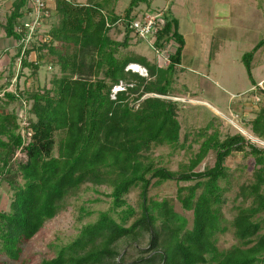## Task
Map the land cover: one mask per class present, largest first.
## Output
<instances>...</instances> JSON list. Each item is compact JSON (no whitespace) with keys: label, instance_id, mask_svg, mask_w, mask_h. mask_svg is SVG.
Listing matches in <instances>:
<instances>
[{"label":"trees","instance_id":"obj_1","mask_svg":"<svg viewBox=\"0 0 264 264\" xmlns=\"http://www.w3.org/2000/svg\"><path fill=\"white\" fill-rule=\"evenodd\" d=\"M146 1L131 0L119 16L104 12L100 2L55 0L51 17L58 15L59 24L30 43L21 66L37 71L49 62L58 66L60 75L53 76L50 87L30 90L17 85L15 91L6 92L14 76L10 71L0 88L8 101L30 103L28 112L34 116L22 119L14 111L0 109V182L12 191L9 211L0 210V252L11 260L19 259L22 246L63 210L67 198L93 183L112 188L111 207L40 264H264V148L242 134L220 139L216 131L178 170L150 157L155 147L180 144L176 102L143 97L169 94L186 40L179 20L168 10L161 14L163 22L153 42L160 50L171 47L167 66L143 56L121 55L120 49L130 45L132 10ZM27 4L28 0H14L3 26L7 37H21L16 27ZM119 21L125 28L122 41L109 35ZM263 44L264 39L242 58L252 83L251 61ZM21 48L17 47L12 63ZM33 52L35 59L29 60ZM129 64L142 65L148 76L126 70ZM121 81L127 86L113 98V88ZM260 111L251 127L264 140V101ZM246 147L259 167L253 181L240 186V205L228 220L223 211L227 187L222 182L229 180L225 163ZM211 150L216 152L214 165L196 170ZM19 151L25 159L16 158ZM167 180L195 181L177 190L182 208L192 212L191 226L170 200L149 196L153 184ZM137 188L136 208L127 195ZM228 232L237 241L220 249L219 236ZM123 244L135 247L138 256L127 259L126 251L120 250Z\"/></svg>","mask_w":264,"mask_h":264},{"label":"rangeland","instance_id":"obj_2","mask_svg":"<svg viewBox=\"0 0 264 264\" xmlns=\"http://www.w3.org/2000/svg\"><path fill=\"white\" fill-rule=\"evenodd\" d=\"M77 3L100 2L104 5V12H114L122 16L130 5L131 0H72ZM11 0L0 1V88L9 77V72H14L6 92L19 89H37L51 86L53 76H59L57 65L44 63L37 71L32 68H19L17 60L12 63L15 49L4 38V24L6 16L10 13ZM172 13L179 20V31L186 40L180 70L174 75V81L169 87V94L160 96L170 99L177 104V117L181 124L180 144L178 147L168 145L155 147L150 152V157L161 166L171 170H178L180 165L187 163L193 153L200 148L202 141L208 134L218 132L220 139L229 135L242 134L249 142L264 148V140L257 136L254 129L247 124L244 118H249L256 113L250 112L248 116L246 107L255 102V95H262L261 89L256 86V91H251L252 81L243 61V55L251 52L260 40L264 39V0H147L140 2L132 10L133 20H141L145 13L162 14L165 11ZM60 17L53 15L41 26V33L58 25ZM111 38L122 41L125 28L122 22L109 32ZM154 38L144 40L135 32L130 34V45L120 49L121 55L143 56L149 62L159 66H167L171 47L164 50L154 47ZM15 48V47H14ZM12 58V59H11ZM35 59L34 52L29 60ZM49 60V58H48ZM47 60V61H48ZM142 66V65H141ZM141 67L139 75L148 76L147 69ZM252 73L258 80L264 81V46L255 52L251 61ZM261 69V71H260ZM153 79V78H152ZM118 86L124 89L127 84L121 81ZM0 92V109L21 112V101H8ZM112 97L115 92L112 91ZM142 98V99H143ZM257 103V104H256ZM138 102L135 103L137 105ZM254 104V103H252ZM257 111L261 112L263 101L255 102ZM30 103L25 108V116L32 117L28 110ZM236 113L242 114L238 118ZM205 131H207L205 133ZM18 160L25 159L23 151L16 154ZM216 152L211 150L196 170L214 165ZM229 180L222 182L227 187V198L223 211L228 220L236 213L240 205L238 197L240 186L251 183L254 172L259 167L255 163L254 155L250 148L244 152H233L226 159ZM156 180L154 179L153 182ZM195 181L167 180L160 184H153L149 196L154 200H170L175 210L186 216L189 226L192 224V212L182 208L177 199L179 186H188ZM112 188L108 185L87 183L66 199L63 210L53 219L45 223L39 233L22 246L18 260H11L0 252V264H40L43 259L57 255L59 249L74 240L83 225L93 222L101 211L108 210L112 205L110 194ZM12 191L5 182H0V210L9 211ZM128 203L137 208L139 189L132 190L127 195ZM232 233L219 236V248L226 249L236 243ZM121 252L126 251V258L138 256L132 245L123 244Z\"/></svg>","mask_w":264,"mask_h":264},{"label":"built area","instance_id":"obj_3","mask_svg":"<svg viewBox=\"0 0 264 264\" xmlns=\"http://www.w3.org/2000/svg\"><path fill=\"white\" fill-rule=\"evenodd\" d=\"M27 8L28 10L22 17L20 24L16 27L17 32L21 34L16 45L17 47L22 45L21 53L17 58L19 68L21 67V59L25 56V50L30 46V43L34 42L36 39H42L43 34L40 28L51 17L50 0H28ZM160 22H163L161 14L145 13L141 20H132V32H135L141 39H152L154 38ZM134 66H139L140 69L142 67L139 64H129L126 70L140 72L135 70ZM120 89V86L116 85L113 91L116 93ZM21 104V112L18 114L22 119H25V108H27V104L24 101H21ZM24 124L26 125V121H24Z\"/></svg>","mask_w":264,"mask_h":264},{"label":"crops","instance_id":"obj_4","mask_svg":"<svg viewBox=\"0 0 264 264\" xmlns=\"http://www.w3.org/2000/svg\"><path fill=\"white\" fill-rule=\"evenodd\" d=\"M0 1H2V0H0ZM12 2H11V4H10V10L9 11H11V9H12V7H13V2H14V0H11ZM1 5L2 4H0V7H1ZM50 6H51V9L53 10L54 9V7H55V0H50ZM0 11H1V8H0ZM6 18H7V16H6ZM4 30V29H3ZM5 32V31H4ZM4 36H5V40L9 43V44H11V46L13 47V49H15V53H16V51H17V45H16V42H17V40L15 39V38H13V37H7L6 36V34L4 33ZM264 46V44L261 46V47H263ZM15 47V48H14ZM260 47V48H261ZM259 48V49H260ZM258 49V50H259ZM257 50V51H258ZM256 51V52H257ZM15 55V54H14ZM12 59V58H11ZM260 71H261V69H260ZM251 72H252V68H251ZM252 77H253V79H254V83H252V87H251V91L253 92V91H256L258 88L256 87V86H264V81L261 79V80H258L256 77H255V75L252 73ZM261 91H262V95H255V96H253L255 99V102H261V101H264V88L263 89H261ZM255 102H252V103H254V104H248V106L246 107V112H247V114H248V116H250V112H248V111H253V108L255 107V109L256 110H254V112H256L255 114H254V116L252 115L251 117L252 118H250L251 120L250 121H248L249 120V118H244V120H246V122H248L247 124H250V126H251V122L255 119V117L260 113V112H258L257 111V106L255 105ZM257 104V103H256ZM236 116L238 117V118H241L242 119V117H243V115L242 114H238V113H236Z\"/></svg>","mask_w":264,"mask_h":264},{"label":"bare ground","instance_id":"obj_5","mask_svg":"<svg viewBox=\"0 0 264 264\" xmlns=\"http://www.w3.org/2000/svg\"><path fill=\"white\" fill-rule=\"evenodd\" d=\"M134 68H135V70H138V71H140V68H139V66H134Z\"/></svg>","mask_w":264,"mask_h":264}]
</instances>
